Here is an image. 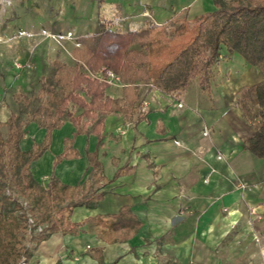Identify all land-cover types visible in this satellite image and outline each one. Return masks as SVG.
Wrapping results in <instances>:
<instances>
[{
    "label": "crops",
    "instance_id": "0c3cea01",
    "mask_svg": "<svg viewBox=\"0 0 264 264\" xmlns=\"http://www.w3.org/2000/svg\"><path fill=\"white\" fill-rule=\"evenodd\" d=\"M47 1L43 12L49 15ZM85 1L98 2L94 14L67 5L69 11L55 15L46 31L66 33L62 24L70 30L74 18L87 19L73 29L78 39L101 31L99 17L129 32L216 10L215 0ZM38 16L32 9L12 30L25 21L35 28ZM262 80L244 58L224 50L210 93L197 80L171 96L140 85L129 114L104 116L103 130L94 131L96 122L83 118L85 133L74 138L77 128L65 121L53 131L49 150L32 164L34 177L41 184L56 177L105 196L94 207L74 209L72 221L85 222L79 235L54 234L29 264H98L92 256L97 249L105 264H264V159L248 150L256 130L237 104L245 88ZM9 83L11 76L1 71L3 123L13 113L7 115L1 103ZM106 96L124 99V85L109 87ZM45 136L30 124L22 149L31 150ZM66 140H73L70 152H76L68 158L63 157Z\"/></svg>",
    "mask_w": 264,
    "mask_h": 264
},
{
    "label": "trees",
    "instance_id": "16d2710c",
    "mask_svg": "<svg viewBox=\"0 0 264 264\" xmlns=\"http://www.w3.org/2000/svg\"><path fill=\"white\" fill-rule=\"evenodd\" d=\"M215 6V11L194 19L175 18L164 26L149 23L129 32L113 29L110 21L99 17L101 31L78 38L80 47L74 48L71 55L93 72L103 68L114 72L125 87L124 99L107 97L106 82L88 78L77 64L56 59L51 63L50 74L40 79L36 96L40 103L33 107L32 101L25 99L23 110L13 112L5 123L0 120V264H29L34 251L54 234L79 235L85 222L72 221L74 209L94 207L105 196L89 194L86 187L69 186L56 177L46 184L36 180L32 164L49 150L53 131L69 120L77 128L76 138L87 128L81 123L84 117L96 122L94 131L103 130L104 116L129 114L140 85H150L171 96L182 93L197 80L200 89L210 93L211 79L224 50L240 55L263 77L260 83L240 93L237 104L247 121H259L248 150L264 159V0H215ZM70 104L81 108L82 115L74 118ZM32 123L45 130L46 136L42 143L24 151L21 144ZM5 126L6 136L2 132ZM73 140L65 141L63 157L76 155L75 151L70 152ZM90 159L98 170L94 155ZM9 186L15 196L7 194ZM39 227L42 231L37 232ZM138 228L136 224L134 231ZM27 241L34 245L32 252ZM92 256L98 264H105L102 250H95Z\"/></svg>",
    "mask_w": 264,
    "mask_h": 264
},
{
    "label": "rangeland",
    "instance_id": "374dc122",
    "mask_svg": "<svg viewBox=\"0 0 264 264\" xmlns=\"http://www.w3.org/2000/svg\"><path fill=\"white\" fill-rule=\"evenodd\" d=\"M47 2L49 15H47L46 10L43 12L44 8L46 9L44 0H0V29L5 32V35H0V67H2L0 72L7 70V75H10L11 80H13L12 84L9 83L7 85L4 95L1 97V103L4 104V107L6 106L7 115L9 111L19 113L23 110L27 103L25 99H28L29 102L32 101L33 107L40 103V99L36 97L41 88L40 79L50 74L51 63L56 59L70 65L77 64L79 70L88 78L100 74L104 69L93 72L86 65L84 66L83 63L75 62L71 55L72 49L80 47L77 44L79 34L73 29L76 28V25H79L77 21L82 23L84 21L87 22V19L74 18L73 21L75 22H69L70 30L68 29L69 25L66 23L62 24L60 27L63 31H67L66 33L62 32L58 35L46 31L47 26L50 27L52 24L51 20H55V15L60 16L66 12L65 6H74L81 8L82 11H86L88 14L91 12L94 14L97 10L96 5L98 2H94L92 5L86 1L83 2V0H48ZM32 9L40 14L36 19L38 22L36 23L37 26L34 28L28 21H25L21 22L20 27L22 28L20 30L16 28L13 31L14 25L19 20L27 19ZM42 12L43 14H41ZM20 65H22L21 69L18 68ZM109 87L111 86L109 85ZM81 95L89 102V99L84 94ZM81 110L76 105L70 104L69 106V111L74 118L82 115L83 110ZM27 117L28 115L25 114L24 119H27ZM248 122L253 124V127L259 125V121L256 119ZM81 123L85 124V121L82 119ZM29 129L30 126L27 128L28 132ZM2 132L4 136L7 135L6 126L2 128ZM7 194L15 196L11 186H9ZM27 246L29 251L32 252L34 250V245L29 241H27ZM163 263L164 261H162Z\"/></svg>",
    "mask_w": 264,
    "mask_h": 264
},
{
    "label": "built area",
    "instance_id": "2783aa9c",
    "mask_svg": "<svg viewBox=\"0 0 264 264\" xmlns=\"http://www.w3.org/2000/svg\"><path fill=\"white\" fill-rule=\"evenodd\" d=\"M84 65V64H83ZM85 66V65H84ZM19 69L22 68V65L18 66ZM92 79H97L101 82H106L108 85L113 86V85H122L120 78L112 71H105V69H103L101 71L100 74H96L93 77H91ZM24 206H27V204L25 203ZM29 223L31 224V226H34V221L32 219H29ZM42 231V227H39L37 229V232Z\"/></svg>",
    "mask_w": 264,
    "mask_h": 264
}]
</instances>
